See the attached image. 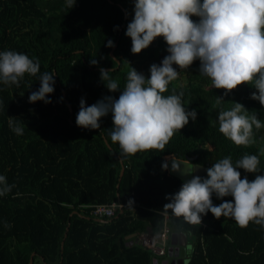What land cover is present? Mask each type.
Wrapping results in <instances>:
<instances>
[{
  "label": "trees",
  "instance_id": "obj_1",
  "mask_svg": "<svg viewBox=\"0 0 264 264\" xmlns=\"http://www.w3.org/2000/svg\"><path fill=\"white\" fill-rule=\"evenodd\" d=\"M133 8L132 0H76L71 9L66 0H0V52L11 50L38 60L37 76L56 74L55 91L47 97L50 104L28 102L40 87L37 77L26 74L19 87L0 83V175L14 186L0 196V264H160L135 239L146 226L161 228V213L171 214L163 210L169 202L165 197L185 182L162 170L166 156L209 168L225 157L235 164L245 154H255L260 159L257 173L238 170L250 181L264 175V127L253 129V144L237 146L216 121L218 111L239 102L264 124V107L250 98L256 89L242 84L224 96L223 89H214L199 74L198 60L188 69L177 68L178 78L164 93L182 92L186 111L196 110L197 118H189L163 152L122 157L109 136L111 113L101 118L100 129L76 125L82 98L87 106L105 96L118 99L131 67L150 77V66L168 55L162 37L139 54L131 52V38L125 33ZM108 40L114 47L106 46ZM91 58L98 65H90ZM101 67L114 69L109 76L119 91L104 86ZM217 96L224 99L220 105ZM10 116L23 127V135L10 129ZM212 199L214 205L223 202L215 195ZM112 201L122 204L112 217L91 215L92 204ZM169 225L171 232L191 237L186 264H264V228L255 223L242 228L232 218L216 219L209 212L201 225L183 218Z\"/></svg>",
  "mask_w": 264,
  "mask_h": 264
},
{
  "label": "clouds",
  "instance_id": "obj_2",
  "mask_svg": "<svg viewBox=\"0 0 264 264\" xmlns=\"http://www.w3.org/2000/svg\"><path fill=\"white\" fill-rule=\"evenodd\" d=\"M134 16L127 25L125 35L131 38V52L139 54L158 37L167 44V52L161 64L150 66V77L131 67L126 84L119 98L105 96L87 106L80 100L76 125L85 129H100V120L111 113L113 127L109 133L117 144L122 157L138 152L158 150L163 152L176 131H180L197 118L196 110L186 111L182 103L183 93L165 96L168 85L176 80L180 70L188 69L199 61V74L207 77L214 89H223L224 96L242 84L251 85L256 91L250 98L264 107V0H132ZM76 0H66L67 8L74 7ZM198 17L194 21L192 17ZM107 47H114L108 40ZM90 65H98L91 58ZM174 65L176 67H174ZM114 71L100 68V80L109 92L119 91L116 80L109 76ZM40 73L38 60L15 51L0 52V83L19 87L25 75L37 77L40 87L31 92L29 103L43 101L54 93V72ZM106 82V83H105ZM224 101L217 96L216 103ZM230 110L218 111L219 131L237 146L255 142L253 129L264 127L256 114L249 116L244 105L232 102ZM10 129L23 135V127L11 117ZM264 154V150L262 153ZM181 162L172 158L171 170L180 172ZM184 164V163H183ZM260 159L255 154H245L233 164L231 157L220 159L206 169V177L195 175L184 164L185 180L178 192L165 197L169 202L163 210L187 223H202L209 212L216 218H232L242 228L255 223L264 228V175L257 174L254 180L241 177L238 169L257 173ZM162 163V170H168ZM13 185L0 175V196L11 192ZM213 195L222 200L214 205ZM232 197L231 201L224 200ZM129 200L128 204L133 205ZM10 227V225H6ZM180 258V257H179Z\"/></svg>",
  "mask_w": 264,
  "mask_h": 264
},
{
  "label": "built area",
  "instance_id": "obj_3",
  "mask_svg": "<svg viewBox=\"0 0 264 264\" xmlns=\"http://www.w3.org/2000/svg\"><path fill=\"white\" fill-rule=\"evenodd\" d=\"M122 204L112 201L110 203L99 202L94 203L91 206L90 213L96 218H110L114 215L115 209L121 207ZM163 218L162 226L160 229L152 230L149 226H146L141 232L136 235L135 243L141 248L148 251L153 258H163L164 256H169L168 248L170 247L169 242H171V235L175 234L171 232L169 225L170 220L176 219L172 213H161ZM174 253V251H172ZM172 255V254H171ZM170 257V256H169ZM166 260L167 263L170 261ZM161 260V261H162ZM156 260H153L154 262Z\"/></svg>",
  "mask_w": 264,
  "mask_h": 264
},
{
  "label": "water",
  "instance_id": "obj_4",
  "mask_svg": "<svg viewBox=\"0 0 264 264\" xmlns=\"http://www.w3.org/2000/svg\"><path fill=\"white\" fill-rule=\"evenodd\" d=\"M173 157L175 158V155H171V158L170 159L167 158V161H166L168 163V165H169L168 170H167V172L169 174L178 177L182 181H185L187 179H191L190 175L189 176H185V175L182 174L183 173V169L185 167L184 164H188V165H190L192 167V169H195V168L198 167L197 171L199 170V171H202V173H204V176H201V177H206V169L207 168H202V167H199V166H196V165L193 166L192 164H190L188 162H183V161L178 160V159H176V160L178 162H181V164H180L181 171L180 172H173L171 170V164H172V158ZM197 171L194 173L195 175H197ZM122 174H123V169L120 172V176H122ZM169 244H170V247L168 248V254L170 256V254H172V251H174L175 257L171 258L168 263H167L166 260H162L160 262V264H176V263L183 264V260L181 258H179V257L177 258V254L181 256V253L183 254V252H184L183 247L186 245V237H185V235L184 234H177V233L172 234L171 235V242H169ZM153 264H157L156 261H154Z\"/></svg>",
  "mask_w": 264,
  "mask_h": 264
},
{
  "label": "rangeland",
  "instance_id": "obj_5",
  "mask_svg": "<svg viewBox=\"0 0 264 264\" xmlns=\"http://www.w3.org/2000/svg\"><path fill=\"white\" fill-rule=\"evenodd\" d=\"M185 237H187L186 238L187 239L186 240L187 242H186V245L183 247L184 252H183V254L181 253L180 258L183 260V263L186 264L187 258H188V256H190V251L192 249V240H191V237L190 236L185 235ZM165 259L170 260L171 257L166 256ZM157 260H158L159 263L161 262V260L159 258Z\"/></svg>",
  "mask_w": 264,
  "mask_h": 264
},
{
  "label": "flooded vegetation",
  "instance_id": "obj_6",
  "mask_svg": "<svg viewBox=\"0 0 264 264\" xmlns=\"http://www.w3.org/2000/svg\"><path fill=\"white\" fill-rule=\"evenodd\" d=\"M166 158H168V159H170L171 158V156H167ZM175 159H178V160H181V161H183V162H188V163H190V164H192L193 166H195L196 164H194V163H192L190 160H182V159H179V158H177V157H175ZM196 166H199V165H196ZM200 167V166H199ZM199 171V170H198ZM197 171V175H199V176H201L202 175V171H199L198 172Z\"/></svg>",
  "mask_w": 264,
  "mask_h": 264
},
{
  "label": "crops",
  "instance_id": "obj_7",
  "mask_svg": "<svg viewBox=\"0 0 264 264\" xmlns=\"http://www.w3.org/2000/svg\"><path fill=\"white\" fill-rule=\"evenodd\" d=\"M167 159V158H166Z\"/></svg>",
  "mask_w": 264,
  "mask_h": 264
}]
</instances>
